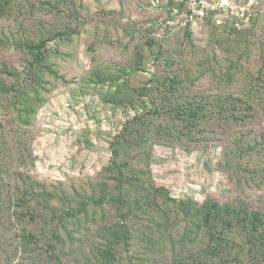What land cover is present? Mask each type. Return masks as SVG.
Wrapping results in <instances>:
<instances>
[{
  "label": "trees",
  "instance_id": "16d2710c",
  "mask_svg": "<svg viewBox=\"0 0 264 264\" xmlns=\"http://www.w3.org/2000/svg\"><path fill=\"white\" fill-rule=\"evenodd\" d=\"M124 1L95 15L85 13L84 0H0V264H264L263 0L247 28L240 22L217 35L218 26H208L212 54L195 66L191 24L156 39L172 2L150 10L147 1L134 19L127 9H139L141 0ZM167 5L169 12H158ZM94 23L127 27L124 35L113 30L127 38L131 57L106 59L82 74L103 105L122 108L127 118L109 140L103 173L78 188L49 184L37 179L32 152L38 111L55 89L51 78L62 79L48 61L49 46L59 52L58 44L69 45ZM252 51L253 72L240 55ZM145 62L154 71L135 84ZM154 146L221 148L216 171L232 198L198 203L154 187Z\"/></svg>",
  "mask_w": 264,
  "mask_h": 264
},
{
  "label": "rangeland",
  "instance_id": "374dc122",
  "mask_svg": "<svg viewBox=\"0 0 264 264\" xmlns=\"http://www.w3.org/2000/svg\"><path fill=\"white\" fill-rule=\"evenodd\" d=\"M129 1L131 0L124 2L129 4ZM159 1L141 0L138 7L140 10L130 8L127 11L133 14L135 19L147 7L156 10L160 2H172L174 6L171 10L172 17L169 16L162 24L159 22L163 27L155 35L162 38L156 39L173 38L185 24H191L195 32L193 39L198 53L189 54L188 58L189 61H194V66L198 63L197 57L203 59L206 54H212L207 51L206 41L212 42L208 26L213 24L218 26L217 35L224 30V26L237 25L241 28L240 22L243 23V28H247L249 20L256 15V7L262 2V0H186L181 4L179 0ZM84 3L89 9L85 13L95 15L101 12L109 15L107 12L109 9L117 8L115 0H84ZM262 3L264 6V0ZM169 7L164 6L158 9V12H169ZM141 15L144 17L146 14ZM156 24L157 22H154L153 26ZM262 25L264 28V16ZM0 26L4 28L6 22H2ZM45 27L49 29L51 25L46 24ZM115 28L124 35L123 29L127 27L123 25L117 27L116 24L112 29H105L101 24L94 23L86 29L79 28L80 34L74 36L69 45L58 44L59 52L56 51V45L49 46L48 61L62 79L51 78L55 89L38 111L33 129L37 140L33 144L32 152L35 156L37 179L40 181L49 184L68 182L78 188L82 180L103 173L108 164L109 140L120 129L127 115L122 108L103 105L93 87L84 85L82 74L88 73L92 66L106 59L124 62L131 57V51L124 49L125 43L128 44L127 38L125 41L124 37L115 35L113 30ZM134 28L138 29V25ZM132 39L134 40L132 46L139 44V38ZM176 46L171 45L170 48ZM240 55L242 66L253 72V67L257 66L253 51ZM144 67L145 72L133 77L135 84L149 78L154 71L151 62H145ZM196 72L195 69L191 74ZM150 153L148 169L152 184L154 187H163L169 197L190 198L198 203L207 198L224 203L232 198L229 184L223 175L216 171L221 148L185 153L177 149L154 146ZM157 263L163 264L160 259Z\"/></svg>",
  "mask_w": 264,
  "mask_h": 264
},
{
  "label": "built area",
  "instance_id": "2783aa9c",
  "mask_svg": "<svg viewBox=\"0 0 264 264\" xmlns=\"http://www.w3.org/2000/svg\"><path fill=\"white\" fill-rule=\"evenodd\" d=\"M186 0H179V2L181 3V4H184L183 2H185ZM191 1V0H190ZM187 21V20H186Z\"/></svg>",
  "mask_w": 264,
  "mask_h": 264
}]
</instances>
